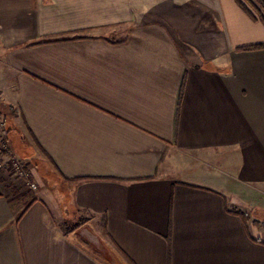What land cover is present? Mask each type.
Wrapping results in <instances>:
<instances>
[{
	"label": "crops",
	"instance_id": "obj_1",
	"mask_svg": "<svg viewBox=\"0 0 264 264\" xmlns=\"http://www.w3.org/2000/svg\"><path fill=\"white\" fill-rule=\"evenodd\" d=\"M260 43L248 0H0V264H264Z\"/></svg>",
	"mask_w": 264,
	"mask_h": 264
},
{
	"label": "built area",
	"instance_id": "obj_2",
	"mask_svg": "<svg viewBox=\"0 0 264 264\" xmlns=\"http://www.w3.org/2000/svg\"><path fill=\"white\" fill-rule=\"evenodd\" d=\"M29 166L30 163L20 158L11 148L7 124L0 119V170L7 171L15 179L23 180L30 189L35 190L38 187L32 179Z\"/></svg>",
	"mask_w": 264,
	"mask_h": 264
},
{
	"label": "trees",
	"instance_id": "obj_3",
	"mask_svg": "<svg viewBox=\"0 0 264 264\" xmlns=\"http://www.w3.org/2000/svg\"><path fill=\"white\" fill-rule=\"evenodd\" d=\"M249 1V3H250V5L252 6V7H254L255 8V10H256V12H257V14H258V17L262 20V21H264V2L263 1H259V4L260 5H257V4H255L254 2H252V0H248ZM240 3H241V5H244V6H246L245 4H243L241 1H240ZM246 9L250 12V10H249V8L246 6ZM251 13V12H250ZM252 14V13H251ZM252 16L254 17V18H256V16L254 15V14H252ZM262 48H264V43H260V44H254V45H249V46H244V47H242V49L243 50H255V49H262ZM10 110V109H9ZM11 115L13 114V111L10 113ZM2 115V113H1V111H0V116ZM7 118V117H6ZM236 214H239V215H241L242 217H244V218H246L247 216L244 214V213H242V212H236Z\"/></svg>",
	"mask_w": 264,
	"mask_h": 264
},
{
	"label": "rangeland",
	"instance_id": "obj_4",
	"mask_svg": "<svg viewBox=\"0 0 264 264\" xmlns=\"http://www.w3.org/2000/svg\"><path fill=\"white\" fill-rule=\"evenodd\" d=\"M4 108H3V106L0 104V111H1V113H2V115L0 116V119H2V120H4L5 122H6V124H7V119H8V114H6V112H4V110H3ZM11 112H12V110H10ZM7 117V118H6ZM10 145H11V148L13 149V147H12V144H11V140H10ZM21 158V157H20ZM23 159V158H22ZM30 163V162H29ZM32 179H33V177H32ZM17 180H19L20 182H23V186H25V188L24 189H29V190H33V191H36V190H38V188H39V186H38V184H37V182L33 179V181L34 182H36V184H37V189H30L29 188V186L27 185V183L26 182H24L23 180H20V179H17ZM84 221V216H80V217H77V218H70L69 219V221L67 222V227L70 229V230H73V229H75V228H77L80 224H81V222H83ZM103 248L101 247V251H100V253H101V255H103L104 254V249L102 250Z\"/></svg>",
	"mask_w": 264,
	"mask_h": 264
}]
</instances>
